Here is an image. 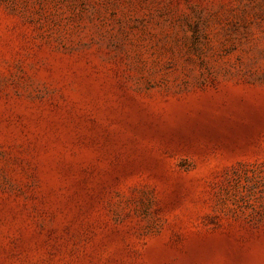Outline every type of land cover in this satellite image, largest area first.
<instances>
[{
    "label": "rangeland",
    "instance_id": "rangeland-1",
    "mask_svg": "<svg viewBox=\"0 0 264 264\" xmlns=\"http://www.w3.org/2000/svg\"><path fill=\"white\" fill-rule=\"evenodd\" d=\"M0 264H264V0H0Z\"/></svg>",
    "mask_w": 264,
    "mask_h": 264
}]
</instances>
